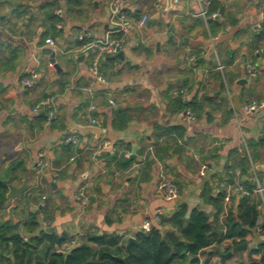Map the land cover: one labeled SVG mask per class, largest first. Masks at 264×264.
<instances>
[{
	"label": "crops",
	"instance_id": "1",
	"mask_svg": "<svg viewBox=\"0 0 264 264\" xmlns=\"http://www.w3.org/2000/svg\"><path fill=\"white\" fill-rule=\"evenodd\" d=\"M263 2L210 0L207 10L214 8L218 16L205 20L198 15L197 0L170 6L168 0H131L125 11L133 27L121 53L101 59L99 81L90 69V54L66 51L80 45V33L89 40L109 29V0H0V178L34 185L39 153L50 161L52 168L43 176L48 198L36 212L37 219H44L46 209L50 216L38 220L36 235L43 231L69 239L83 230L81 241L94 233L127 243L157 208L169 218L186 204L213 221L218 210L209 197L223 190L229 168L242 169L247 186L254 185L255 176L264 186V107L251 113L243 109L248 101L264 100ZM144 15L141 26L137 21ZM47 37L55 39L56 47L46 44ZM33 69L41 75L33 85L22 86ZM49 96L58 113L46 125L45 112L34 107ZM188 109L194 114L190 120ZM89 115L100 119L115 151L92 157L90 148L100 137L77 127L92 125ZM71 132L81 144L64 142ZM166 171L179 187L173 198L159 189ZM84 180L93 185L90 202L81 210L74 195ZM40 186L29 207L23 195L0 203V223L23 222L28 208L36 211ZM241 199L233 198L227 213L237 212ZM251 199L258 205L260 196ZM10 204L15 221L6 219ZM222 204L219 219L226 214L224 199ZM160 224L152 227L169 228ZM245 240L247 247L238 251L241 264L251 257L259 260L263 251L254 249L264 241L254 228H248ZM44 245L45 240L39 249ZM220 258L211 257V264H224Z\"/></svg>",
	"mask_w": 264,
	"mask_h": 264
},
{
	"label": "trees",
	"instance_id": "2",
	"mask_svg": "<svg viewBox=\"0 0 264 264\" xmlns=\"http://www.w3.org/2000/svg\"><path fill=\"white\" fill-rule=\"evenodd\" d=\"M208 12H214V8ZM243 170L247 171L248 168L244 167ZM7 191L4 179L0 178V200H6ZM224 195L225 191L222 190L218 196L209 197L218 210L213 221L204 210H190L186 204H182L169 218L162 219L160 225L167 224L169 228L153 226L149 231L139 230L130 247L131 264H211L210 259L216 253H210L207 260H202V255L214 242L229 241L227 250L244 244L248 228L252 229L256 224L259 214L257 204L251 197H243L237 212L230 210L219 219ZM35 197L36 194L24 197L26 206H30L29 198ZM38 225L36 211L30 210L23 222L0 223V261L9 264H127L124 259L128 254L126 243H121L117 236L88 233L79 245L66 253H58L55 245L67 239L43 231L36 235ZM21 229L29 232L27 241H24L26 234ZM43 240L45 245L39 249V243ZM187 243L190 245L187 246ZM259 251H263L259 260L251 257L243 264H264V243L254 249V252ZM11 254L14 255L13 260Z\"/></svg>",
	"mask_w": 264,
	"mask_h": 264
},
{
	"label": "built area",
	"instance_id": "3",
	"mask_svg": "<svg viewBox=\"0 0 264 264\" xmlns=\"http://www.w3.org/2000/svg\"><path fill=\"white\" fill-rule=\"evenodd\" d=\"M173 3H179L180 0H172ZM131 0H109V6H110V19H109V29L105 32L96 35L92 37L91 39H86L85 33H80L77 38L80 41V45L75 47L74 49H71L69 53H83V54H90L91 55V65L90 69L94 73L95 77L102 81V76L98 72V66L102 58L108 56V55H116L119 52L122 51V49L125 46L126 43V34L129 32L130 28H132V19L128 17L125 7L129 6ZM210 0H197L198 5V15L202 16L207 19H212L218 16L216 12H208L207 10V4H209ZM259 10L261 13H264V2L260 4ZM58 13H60V10H58ZM147 16L144 15L140 20L137 21L139 25H144L146 23ZM46 44L50 47H56V41L52 37H47L45 40ZM194 59V58H193ZM218 68L222 69L223 66L221 64L218 65ZM248 69L250 76L255 75L254 66L252 64H248ZM41 75V70L39 69H33L30 72V75L28 77H25L21 80L22 86L28 87L35 83V81L39 78ZM75 87V86H73ZM89 92L92 91L91 88H85ZM183 96L185 95V92H182ZM113 105H115L114 101H111ZM264 107V100H251L243 104V109L247 113L255 112L260 108ZM96 106L92 104L90 106V109H95ZM34 110L37 112L39 110H42L46 114V125H51L52 122L57 118L58 109L54 102V98L52 96H49L42 101L38 102ZM90 118V124L99 126L103 129L104 133L106 131V128H104L101 124V121L98 117L89 115ZM185 118L187 120H190L194 118V114L191 110H186ZM64 142L68 144L73 145H79L82 143V140L80 136L75 133L71 132L68 133L64 137ZM244 146L246 151L248 152V145L246 140L244 139ZM87 148H89L87 146ZM115 151L116 145L105 135L101 136L96 145L90 148L91 155L93 158H96L101 153H103L106 150ZM127 156H129V152H125ZM196 157V154H195ZM75 156L71 157V160H74ZM46 168H52V165L50 161L46 158L44 152H40L38 155V159L35 162L34 165V173L36 176L37 185L43 184V176ZM229 180L226 183H222L221 189L225 190L224 195V201L226 203V214L228 212L229 207L227 206L230 204L233 198L239 199L243 197H252L254 195H259L260 200L257 205V209L259 211L256 224H255V232L259 239L264 241V186L260 182V179L255 176L253 178L254 185L252 187L247 186L246 184V178L244 176V173L242 169L239 167H233L229 168L228 171ZM93 185V180H84L81 182L78 186V189L74 195L75 201L79 207V209L83 210L85 209L89 202H90V189ZM159 189L165 194L167 198H173L179 193V187L174 181L172 175L169 173V171H166L162 179L159 183ZM46 205V196L43 195L42 198L39 200L38 204L36 205V208L42 209ZM165 215L163 208H157L155 210V213L152 217L146 218L143 223L141 230L149 231L152 228V224L158 223L160 224L162 222L163 216ZM84 231L80 230L76 234H74L71 238L63 241L60 244L55 245V251L58 253H66L69 250H71L73 247L79 245L81 243V239L83 238ZM24 241L28 240V236H23ZM232 238L231 240H233ZM237 241L240 240V238H235ZM208 250H211L210 252H215L216 256L218 254H221L222 252H225L226 246L225 243H219L214 242ZM213 260L215 259V256L212 257Z\"/></svg>",
	"mask_w": 264,
	"mask_h": 264
},
{
	"label": "water",
	"instance_id": "4",
	"mask_svg": "<svg viewBox=\"0 0 264 264\" xmlns=\"http://www.w3.org/2000/svg\"><path fill=\"white\" fill-rule=\"evenodd\" d=\"M168 4H169V6L172 5V0H168ZM77 127L80 128V130H82L83 132H88V131L89 132H94L97 137H101V136L104 135L103 129L101 127H99V126H96V125L77 126ZM4 182L6 183L7 189H8L7 194H6V199L8 198L11 201H14L15 199H19L22 195H23V198L27 197V196H32L33 197V195L36 194V192H37L35 190V188L37 187V183H35L34 185L30 186L28 182H24V183H22V185L18 186V185L13 184L12 177L4 180ZM30 190H32V191H30ZM31 200H33V199L29 198V201H31ZM26 201H24V203H26ZM4 202H5L4 200H0L1 204L4 203ZM14 207H15L14 204H10L9 205L8 217H6L7 220L15 221L14 215H13ZM36 212L39 213L40 209H37ZM179 237L181 238V235H179ZM134 240H135L134 236H130L127 239L126 249L128 251V254L124 258L127 261V264H131V261H130L131 249H130V247H131V244L134 242ZM189 245H190V243H187V246H189ZM246 247H247V244L245 243V244H241V245L236 246L233 250L228 251L227 253H221L220 262L222 263V262L226 261V259L229 256H231L234 252H238L241 249L246 248ZM210 253H212V252H210Z\"/></svg>",
	"mask_w": 264,
	"mask_h": 264
},
{
	"label": "rangeland",
	"instance_id": "5",
	"mask_svg": "<svg viewBox=\"0 0 264 264\" xmlns=\"http://www.w3.org/2000/svg\"><path fill=\"white\" fill-rule=\"evenodd\" d=\"M43 182V181H42ZM48 187V186H47ZM46 187V190L48 189ZM39 188V184L37 185V187H36V189H38ZM40 190H41V193L40 194H42L43 193V195H46V194H44L45 193V184L43 183L41 186H40ZM37 192H36V194L38 193V190H36ZM40 198H39V200L42 198V196L40 195L39 196ZM47 198H48V195L46 196ZM39 200L36 202V204H35V209L37 210V208H36V205L38 204V202H39ZM33 201L34 200H31L30 201V205L33 203ZM26 207H28V206H26ZM27 209V208H26ZM39 209V208H38ZM26 214H28V209H27V213ZM46 216H50L49 214H48V212H47V209L45 210V212H44V219H37V220H39V222L41 223V222H43V221H45V219H46ZM165 217V215L163 216V218ZM26 219V218H25ZM22 230V229H21ZM24 233H26V234H29V232L28 231H26V230H22ZM235 256H231L226 262H224V264H232V261L234 260L235 262H237V264H241V252H234L233 253ZM240 257V261L238 262V261H236V258H239Z\"/></svg>",
	"mask_w": 264,
	"mask_h": 264
}]
</instances>
